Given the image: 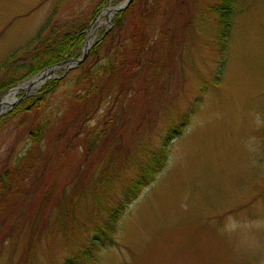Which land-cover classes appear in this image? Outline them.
<instances>
[{
	"label": "rangeland",
	"instance_id": "374dc122",
	"mask_svg": "<svg viewBox=\"0 0 264 264\" xmlns=\"http://www.w3.org/2000/svg\"><path fill=\"white\" fill-rule=\"evenodd\" d=\"M124 1L111 0L93 19L98 0H0V63L51 18L61 26L87 25L85 40L92 47L102 28L111 25L115 13L106 9ZM216 2L159 0L153 24L182 29L185 48L176 52L169 76H155L154 85L145 81L149 96L140 117L154 123L153 141L164 129L165 117L186 111L201 81H210L217 71V20L210 10ZM231 20L220 85L208 90L184 133L171 142L165 167L126 208L114 243L90 264H264V0H243ZM74 68L59 65L45 78L39 73L20 83L0 118L24 96ZM37 78L33 88L23 89ZM132 115L130 133L139 128L133 124L139 115ZM19 124L16 118L0 127V173L25 149ZM73 151L31 184L12 178L9 189L0 193V264H60L86 244L88 221L99 218L91 196L77 204V220L85 228L76 222L67 235L52 232L56 201L78 183L72 182L77 179ZM110 196L104 194L101 201Z\"/></svg>",
	"mask_w": 264,
	"mask_h": 264
},
{
	"label": "trees",
	"instance_id": "16d2710c",
	"mask_svg": "<svg viewBox=\"0 0 264 264\" xmlns=\"http://www.w3.org/2000/svg\"><path fill=\"white\" fill-rule=\"evenodd\" d=\"M242 1L217 0L210 7L217 20L214 37L217 71L210 81H201L197 96L186 111L177 118L165 117V127L154 141L150 137L154 123L140 117L144 100L149 96L146 88L150 86L145 81L151 80L154 85L155 76H169L176 52L185 48L184 36L179 38L182 29L153 24L159 0H132L113 15L108 29L102 28L78 66L66 76L48 80L0 118V127L19 118L18 126L23 127L25 137L24 151L15 156L6 172L0 173V193L9 189L12 178L18 184L25 181L31 184L43 169L56 168L64 162L68 153L74 150L77 155L74 172L77 179L72 182L78 183L74 188L71 186L69 195L56 201L52 232L67 235L71 224L76 222L84 227L85 223L77 220L76 211L81 201L90 196L99 218L88 221L84 231L88 234L86 244L60 264L94 263L100 251L114 243L118 222L126 208L165 167L171 142L184 133L208 90L220 85L233 27L231 17L239 12ZM110 3L111 0H98L93 19ZM112 5L116 6V1ZM51 19L33 38L1 61L0 96L45 69L81 57L87 25L67 27ZM128 24L133 27L128 28ZM132 114L139 115L133 123L139 128L130 133ZM76 189L80 199L76 197ZM104 194L111 196L102 202ZM40 207L46 210L45 204L40 203ZM41 216H45L44 223L48 224V216L44 213ZM34 217L37 221L38 217Z\"/></svg>",
	"mask_w": 264,
	"mask_h": 264
},
{
	"label": "water",
	"instance_id": "95a60500",
	"mask_svg": "<svg viewBox=\"0 0 264 264\" xmlns=\"http://www.w3.org/2000/svg\"><path fill=\"white\" fill-rule=\"evenodd\" d=\"M131 0H125L123 3H121L118 7H115V8H111V9H107L106 10V13L110 14V13H115L119 10H122L124 8H126L128 6V4L130 3ZM87 42V41H86ZM86 44V43H85ZM88 49H89V46L84 49L82 55H81V58L78 59V60H68V61H65L63 62L62 64H65L66 66L69 67V65H72V66H75L77 64H79L81 61H83L87 55V52H88ZM53 70V68H50V69H47L45 70V72L43 73V75L41 76V78H45L47 77L48 75H50L51 71ZM38 80V78L36 79V81ZM34 81V80H33ZM21 89L20 87H16L14 89H12L14 92H16L17 90ZM27 89H30V86L27 87L25 90ZM0 108H1V104H0Z\"/></svg>",
	"mask_w": 264,
	"mask_h": 264
},
{
	"label": "bare ground",
	"instance_id": "6f19581e",
	"mask_svg": "<svg viewBox=\"0 0 264 264\" xmlns=\"http://www.w3.org/2000/svg\"><path fill=\"white\" fill-rule=\"evenodd\" d=\"M89 45H90V44H89V41L87 40L86 45H85V49H86ZM35 83H36V80H34V81H33L30 85H28L27 87L30 86V88H33V87L35 86ZM10 102H11V99H9V97L6 96V97L4 98V101H3L2 106H1V108H0V112H1V111H4V110L8 107V105L10 104Z\"/></svg>",
	"mask_w": 264,
	"mask_h": 264
}]
</instances>
